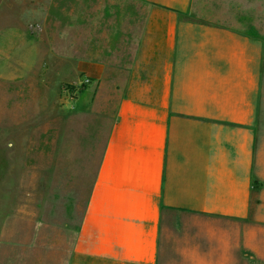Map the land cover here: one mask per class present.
Here are the masks:
<instances>
[{"label": "crops", "instance_id": "1", "mask_svg": "<svg viewBox=\"0 0 264 264\" xmlns=\"http://www.w3.org/2000/svg\"><path fill=\"white\" fill-rule=\"evenodd\" d=\"M79 14L119 15L105 60L80 63L125 81L102 151L79 99V177L50 186L64 264H264L261 0H79Z\"/></svg>", "mask_w": 264, "mask_h": 264}, {"label": "rangeland", "instance_id": "2", "mask_svg": "<svg viewBox=\"0 0 264 264\" xmlns=\"http://www.w3.org/2000/svg\"><path fill=\"white\" fill-rule=\"evenodd\" d=\"M49 1L63 12L47 14ZM118 17L79 14V0H0V264L68 259L66 208L50 186L79 177L80 98L94 110L80 116L98 118L88 129L103 149L125 71L83 73L80 62L105 60ZM83 201L79 192V215Z\"/></svg>", "mask_w": 264, "mask_h": 264}, {"label": "trees", "instance_id": "3", "mask_svg": "<svg viewBox=\"0 0 264 264\" xmlns=\"http://www.w3.org/2000/svg\"><path fill=\"white\" fill-rule=\"evenodd\" d=\"M72 89H74V86H71Z\"/></svg>", "mask_w": 264, "mask_h": 264}, {"label": "built area", "instance_id": "4", "mask_svg": "<svg viewBox=\"0 0 264 264\" xmlns=\"http://www.w3.org/2000/svg\"><path fill=\"white\" fill-rule=\"evenodd\" d=\"M86 81L88 82L89 80L87 79Z\"/></svg>", "mask_w": 264, "mask_h": 264}]
</instances>
